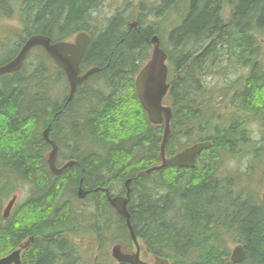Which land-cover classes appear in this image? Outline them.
<instances>
[{
    "label": "trees",
    "instance_id": "obj_1",
    "mask_svg": "<svg viewBox=\"0 0 264 264\" xmlns=\"http://www.w3.org/2000/svg\"><path fill=\"white\" fill-rule=\"evenodd\" d=\"M100 1L22 0L18 42L1 51L7 55L0 65L30 36L55 43L89 31L86 19ZM185 1L160 0L146 10L155 17L168 8L182 10L166 41L160 39L168 66L164 102L172 111L165 154L201 142L211 147L193 169L143 173L160 164L163 133V126L149 123L134 88L148 59V40L160 35L154 24L143 27L146 13L138 32L114 16L91 39L80 67L99 71L68 103V88L61 87L65 73L39 48V57L0 77V201L13 196L17 185L28 186L23 205L7 219L0 215V258L27 240L22 264H128L105 250L119 245L123 253L134 252L106 191L115 196L130 180L127 211L145 256L168 264H232L230 246L241 245L245 258L239 264H264V67L256 36L264 31V0H197L183 15ZM227 5L233 8L230 21L224 18ZM12 8V0H0V20L10 18ZM238 70L247 75L216 91L204 82L208 75ZM251 124L262 129L260 140L250 136ZM47 127L58 147L57 166L75 161L57 176L45 162ZM235 159L247 161L243 171L227 169ZM79 186L89 192L83 200L76 195ZM22 210L36 220L22 221ZM71 238L89 239L98 256L92 252L84 261Z\"/></svg>",
    "mask_w": 264,
    "mask_h": 264
},
{
    "label": "water",
    "instance_id": "obj_2",
    "mask_svg": "<svg viewBox=\"0 0 264 264\" xmlns=\"http://www.w3.org/2000/svg\"><path fill=\"white\" fill-rule=\"evenodd\" d=\"M196 2L197 0H188V7L190 9L193 8ZM134 26L135 24H132L131 28ZM148 41L152 46L151 55L148 61L141 67L140 71L136 75L134 87L138 101L146 113L149 123L154 126H163V133L159 146L160 165L151 167L143 173L147 175L168 167L193 169L196 158L201 154V152L210 148L211 143H196L181 150L173 156H166L165 147L171 135L170 121L172 118L171 108L163 104V100L166 97L169 89V85L167 83V55L161 49L158 36H152ZM88 43L89 39L84 33L78 34L73 43H51V40L46 36H30L19 49L17 55L6 64L0 66V76L20 70L27 57V54L32 49L40 47L44 50L47 56L65 73L69 85V95L66 99V103H68L73 99L77 87L87 80L88 77L96 74L99 71L97 67H94L87 70L84 75L79 76L80 61ZM42 137L44 141L51 146V150L45 155V162L49 172L52 175H59L66 169L70 168L74 163L72 161L65 163L59 168L57 167L56 158L58 148L57 145L49 139V127H47L42 132ZM129 183L130 180H127L124 184L126 188L125 197L109 196L107 191L106 193L109 205L125 220L126 229L129 233V237L135 251L132 253H123L119 245H114L111 248L110 255L117 263L147 264L140 259V246L131 226L130 216L127 211L130 193ZM88 193L89 192L85 191L81 186H79L76 195L78 199L82 200L88 195ZM15 201V196H13L8 201L3 211V218L8 217ZM261 201L264 204V190L261 195ZM27 244L28 243L20 245L17 250L3 258H0V264H22L20 255L21 251L27 246ZM244 258V248L241 245H236L230 253V262L232 264H239L244 260ZM153 264H168V262L154 258Z\"/></svg>",
    "mask_w": 264,
    "mask_h": 264
},
{
    "label": "rangeland",
    "instance_id": "obj_3",
    "mask_svg": "<svg viewBox=\"0 0 264 264\" xmlns=\"http://www.w3.org/2000/svg\"><path fill=\"white\" fill-rule=\"evenodd\" d=\"M159 2H160V0H101L98 3L97 7L91 11V13H90L91 19L90 18L86 19V21L88 23V25H86V26L89 29V31H87V32L89 34H91L92 36H93V34H94V36H96L104 28H106L109 20L114 16H119L120 18H122V22L125 23L126 26H128V23H129V24H137V27H138V20H139L140 16L145 15L146 10L148 8L152 7L154 9L155 7H157L160 4ZM185 4H187V2H185ZM152 5H154L155 7ZM12 6H13L12 13H11L12 16L8 19L5 18V19L0 20V61L4 60L6 55H7L6 53L5 54L1 53V51H3V50L8 51V50L16 47L15 43L18 42V37L14 36V35H16V33L20 30L21 25H22V23L20 21V18H22L21 12H20V10L22 9V0H12ZM179 11L180 10H172V9L170 11H164L163 10V11H161L160 16H158V17L157 16L155 17L154 15L148 16V14L146 13L145 18H144V23H143L144 26L143 27L146 28V27H149L150 24H154L156 26L157 31L160 34L159 38L163 39V42H165L167 39V34L175 26V21L181 15L182 10L180 12ZM224 16H225L224 18L226 21L231 20V18L233 16L232 6L227 5L225 7ZM124 28H122L123 30L122 29H120V30L124 31L125 30ZM75 34L72 35L71 37L74 38ZM256 36H257V39L259 41L260 48H261V52H260L261 56L259 58V62L264 67V31L258 32ZM71 37H69V38H71ZM66 40H67V38H66ZM70 40L73 41V39H70ZM2 42H5L6 45L2 46L1 45ZM19 48L20 47H18L17 50ZM39 48L40 47H37L32 52H30V54H28L29 58L27 57L28 60L26 59L27 63H30L32 60H34L35 58L40 56L41 52L39 51L40 50ZM151 50H152V46L150 44L149 49H148V59L150 58ZM192 57H194V58L197 57V54H194ZM145 63H146V61L144 63H141V66H143ZM188 64L186 63V66H188ZM216 69H214V71H216ZM241 75L246 76L247 71L246 70H238V71H234V72L227 71L226 74L222 73L220 75L211 74L205 78L204 82L208 85V87L213 88L216 91L218 89L224 88L225 84L227 82L236 81V79L238 77H241ZM134 81H135V79H134ZM62 82H63L61 85V87L63 88L62 90L66 89V87L68 88L67 80L65 79ZM68 90H69V88H68ZM68 90H67V94H68ZM128 92L123 91L120 95H123V96L129 95ZM163 104L165 106L168 105L167 102H164ZM222 113H225V111H222ZM249 131H250V136L254 140H256L258 138H259L258 140L261 139L260 135L262 133V129L260 128V126L258 127L257 124H251ZM48 150L49 149H47L46 154L48 153ZM45 151H46V149H45ZM65 162L66 161H63L59 165L61 166ZM68 162H70V161H68ZM72 162L75 163V161H72ZM246 162L247 161H244L242 159H235V161H232L231 163L228 164L229 167L227 169L228 170L229 169L230 170L238 169L240 171H243L244 170L243 164H245ZM250 162H251V160H249V163ZM259 170H260L259 173H260V177H261L260 187H261V193H262V191L264 189V166L259 167ZM124 184H125V182L122 184L121 188H119L117 191H115V196L124 195V193L126 192V188H125ZM27 190H28V186L17 185L15 187V191L13 193V195H15L17 197V202H16V205L14 206L15 208L19 204L23 205L24 199L27 196ZM11 197H12V195L6 196V198L3 200V202L0 201V215H1L3 208L5 207V205L7 203V201ZM13 211H14V209L12 210V212ZM21 216L23 219V220L21 219L22 221H26L27 219H30L29 221L33 222L34 220H36L35 217H32L31 214L29 212H27L26 210H22ZM71 239L79 247L80 258L83 259L84 261L89 260V257H90L92 252H94L95 255L97 254V256H98V254H99L98 250H95V248L92 246L89 239H85V238H71ZM112 247H113V245H110L105 249L107 251V255H110ZM233 248H234V245H231L230 249H233ZM140 258L142 261H144L148 264H153L152 257L145 256L144 250H142V249L140 250Z\"/></svg>",
    "mask_w": 264,
    "mask_h": 264
},
{
    "label": "flooded vegetation",
    "instance_id": "obj_4",
    "mask_svg": "<svg viewBox=\"0 0 264 264\" xmlns=\"http://www.w3.org/2000/svg\"><path fill=\"white\" fill-rule=\"evenodd\" d=\"M185 2H187V4H185V8H186V9H184V11H183V15H184V13L186 14V11L190 10L189 7H188V0H186ZM170 10H171V9L168 8V9H165L164 11H170ZM185 10H186V11H185ZM181 14H182V12H181ZM180 16H182V15H180ZM131 25H132V24H129V23H128V29H133V30H135V31L138 32L139 27H137V24H135V26L132 27V28H131ZM87 33H88V32H87ZM88 34H89V33H88ZM152 36H155V35H151L150 38H151ZM156 36H157V35H156ZM95 37H96V36H92L91 34H89V39H94ZM158 37H159V36H158ZM150 38H149V39H150ZM70 39H75V36H74V38H73V37H71V38H67L66 41H71ZM144 39H147V38H144ZM159 39H160V38H159ZM89 43H90V42H89ZM89 43H88V45H89ZM88 45H87V47H88ZM87 47H86V48H87ZM85 72H86V70H85V71H82V70H81V75L84 74ZM89 79H90V78H88V80H89ZM88 80H87V81H88ZM87 81H86V82H87ZM84 83H85V82H84ZM84 83H83V84H84ZM83 84H82V85H83ZM82 85H81V86H82ZM81 86H79L78 88H80ZM68 88H69V87H68ZM78 88H77V90H78ZM77 90H76V92H77ZM68 94H69V90H68ZM68 94H67V97H68ZM75 94H76V93H75ZM74 97H75V96H74ZM50 149H51V147H50ZM57 153H58V150H57ZM124 196H125V193H124ZM1 215H2V212H1ZM10 215H11V214H10ZM10 215H9L7 218H9ZM7 218H5V219H7ZM3 219H4V218H3ZM28 244H29V243H28ZM28 244H27V246H28ZM27 246H26V247H27Z\"/></svg>",
    "mask_w": 264,
    "mask_h": 264
},
{
    "label": "bare ground",
    "instance_id": "obj_5",
    "mask_svg": "<svg viewBox=\"0 0 264 264\" xmlns=\"http://www.w3.org/2000/svg\"><path fill=\"white\" fill-rule=\"evenodd\" d=\"M189 9H190V8H189ZM80 33H84V34H86L87 37H88V39H89V34H88L86 31H80V32L76 33V34H75V38H76V36H77L78 34H80ZM61 42H70V43H73V42H74V39H73V41H61ZM89 42H91V39H89ZM23 44H24V43H23ZM23 44H22V45H23ZM89 44H90V43H89ZM87 45H88V44H87ZM21 47H22V46H21ZM21 47H20V48H21ZM86 47H87V46H86ZM85 50H86V48H85ZM18 51H19V50H18ZM31 51H32V50H31ZM31 51H30V52H31ZM30 52H29V53H30ZM84 52H85V51H84ZM17 53H18V52H17ZM17 53L15 54V56L17 55ZM29 53H28V54H29ZM28 54H27V57H28ZM83 55H84V54H83ZM15 56H14V57H15ZM14 57H13V58H14ZM27 57H26V59H27ZM13 58H12V59H13ZM82 58H83V56H82ZM82 58H81V60H82ZM12 59H11V60H12ZM26 59H25V61H26ZM25 61H24V62H25ZM80 63H81V61H80ZM4 64H6V63H3L2 65H4ZM23 64H24V63H23ZM55 64H56V63H55ZM56 65H57V64H56ZM0 66H1V65H0ZM22 66H23V65H22ZM57 66H58V65H57ZM58 67H59V66H58ZM21 68H22V67H21ZM21 68H20V69H21ZM59 68H60V67H59ZM79 68H80V74H79V76H82V75H84V74L87 72V70H86V72H85L84 74L81 75V67H80V65H79ZM18 71H19V70H18ZM16 72H17V71H16ZM13 73H15V72H13ZM10 74H11V73H10ZM5 75H7V74H5ZM2 76H4V75H2ZM2 76H0V77H2ZM65 76H66V75H65ZM90 77H91V76H90ZM90 77H88V78H90ZM66 80H67V78H66ZM87 80H88V79H87ZM87 80H85L84 82H86ZM84 82H83V83H84ZM67 83H68V82H67ZM83 83H82V84H83ZM82 84H81V85H82ZM81 85H80V86H81ZM68 87H69V85H68ZM78 87H79V86H78ZM78 87H77V88H78ZM76 90H77V89H76ZM75 93H76V91H75ZM75 93H74V96H75ZM68 95H69V94H68ZM73 98H74V97H73ZM51 141H52V140H51ZM53 142H54V141H53ZM54 143H55V142H54ZM47 144H48V143H47ZM55 144H56V143H55ZM48 145H49V144H48ZM49 146H50V145H49ZM50 147H51V146H50ZM50 150H51V149H50ZM50 150H49V151H50ZM49 151H48V152H49ZM54 176H57V175H54Z\"/></svg>",
    "mask_w": 264,
    "mask_h": 264
}]
</instances>
